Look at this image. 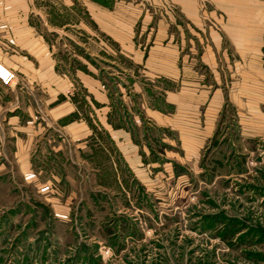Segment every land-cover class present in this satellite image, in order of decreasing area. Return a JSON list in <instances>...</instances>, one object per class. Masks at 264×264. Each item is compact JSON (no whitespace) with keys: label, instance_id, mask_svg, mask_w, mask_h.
<instances>
[{"label":"crops","instance_id":"0c3cea01","mask_svg":"<svg viewBox=\"0 0 264 264\" xmlns=\"http://www.w3.org/2000/svg\"><path fill=\"white\" fill-rule=\"evenodd\" d=\"M252 1L0 0V62L17 74L0 81V126L24 175L54 183L109 146L140 169L143 130L199 140L262 31Z\"/></svg>","mask_w":264,"mask_h":264},{"label":"rangeland","instance_id":"374dc122","mask_svg":"<svg viewBox=\"0 0 264 264\" xmlns=\"http://www.w3.org/2000/svg\"><path fill=\"white\" fill-rule=\"evenodd\" d=\"M250 5L264 11V0ZM261 30L246 61L237 51L235 78L220 82L214 127L199 140L171 132L169 145L143 130L140 169L109 146L61 163L54 183L46 172L28 179L0 126V264H264Z\"/></svg>","mask_w":264,"mask_h":264},{"label":"built area","instance_id":"2783aa9c","mask_svg":"<svg viewBox=\"0 0 264 264\" xmlns=\"http://www.w3.org/2000/svg\"><path fill=\"white\" fill-rule=\"evenodd\" d=\"M16 80V72L0 62V81L5 85H12Z\"/></svg>","mask_w":264,"mask_h":264}]
</instances>
